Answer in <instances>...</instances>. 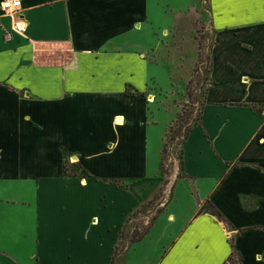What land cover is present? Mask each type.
<instances>
[{
	"label": "crops",
	"instance_id": "1",
	"mask_svg": "<svg viewBox=\"0 0 264 264\" xmlns=\"http://www.w3.org/2000/svg\"><path fill=\"white\" fill-rule=\"evenodd\" d=\"M6 1L0 0V181L32 188L25 204L38 213L43 201L67 207L66 197L88 186L141 192L139 205L152 199L178 116L177 107L166 110L172 118L159 139V167L149 170L151 124L160 123L153 112L148 121L155 105L148 56L158 49L154 0H20L26 33L10 41ZM220 8L223 15L211 10L201 122L180 146L185 178L175 177L171 200L127 249L150 243L144 264H224L233 252L242 264H264V0H222ZM65 164L78 171L65 174ZM206 203L224 221L200 213ZM4 246L0 235V264L9 261Z\"/></svg>",
	"mask_w": 264,
	"mask_h": 264
},
{
	"label": "rangeland",
	"instance_id": "2",
	"mask_svg": "<svg viewBox=\"0 0 264 264\" xmlns=\"http://www.w3.org/2000/svg\"><path fill=\"white\" fill-rule=\"evenodd\" d=\"M221 1L154 0L155 4L153 3V40L158 49H152L153 52L148 56L155 64L148 70V87L154 92L150 95V102L154 103L155 100V105H150L148 121L151 123L153 112L159 114L160 123L156 126L151 124L155 127V132L150 133L149 147L153 152L150 151L149 156L150 161L153 157V165L149 170L159 167V139L164 134L166 121L172 118L166 110L177 107V118L180 119L174 127V139L167 134L163 144L160 164L163 182L158 193L139 205L141 192L119 194L110 188L94 189L88 186L81 189V195H63V199L67 198L68 208L61 200L55 206L53 199L49 200V204L43 201L38 213L34 204H25L28 196H34L32 188L20 190L18 182L0 181V205L7 208L5 213L0 211V235L4 236L8 245L4 247L9 253V261L5 264L145 263L144 260L153 253L150 243L132 246L128 252L127 249L144 235L157 212L171 200L170 191L175 177L183 179L180 148L182 137L176 135L178 132L183 135L185 129L195 123L200 115L214 42L211 10L213 8L218 16L223 15ZM129 90L131 91L130 88ZM77 171L76 166L65 164V174L72 175ZM82 181L85 179L79 184L85 187L87 183L85 181V185H82ZM150 191L148 189V192H144L149 194ZM88 196L89 199L86 200ZM204 206L212 209L207 203ZM132 208L135 210L127 217ZM64 215L67 216L64 218ZM38 216L43 218L40 226L45 224L41 230H36ZM56 220L60 222L59 225L55 224ZM65 221L70 223L71 230L69 225V231L66 230ZM226 228L230 229L227 224ZM31 235H37L39 239L31 238ZM47 236L53 238L44 239ZM227 264H242L240 256L233 252Z\"/></svg>",
	"mask_w": 264,
	"mask_h": 264
},
{
	"label": "built area",
	"instance_id": "3",
	"mask_svg": "<svg viewBox=\"0 0 264 264\" xmlns=\"http://www.w3.org/2000/svg\"><path fill=\"white\" fill-rule=\"evenodd\" d=\"M22 9L21 1L17 3V0H7L4 4V10L6 15L12 20V27L10 30L4 32V39L10 41L15 35L24 36L26 33V27L20 16Z\"/></svg>",
	"mask_w": 264,
	"mask_h": 264
},
{
	"label": "trees",
	"instance_id": "4",
	"mask_svg": "<svg viewBox=\"0 0 264 264\" xmlns=\"http://www.w3.org/2000/svg\"><path fill=\"white\" fill-rule=\"evenodd\" d=\"M179 118H180V117H179ZM179 120H180V119L177 118V120L175 121V123H173V124L169 127V130H168V133H167V134H168L169 137H171L172 140L174 139V136L172 137V134L175 133V132H174V127L176 126L175 124H176L177 122H179ZM200 122H201V110H200V115H198V118H197L196 122L190 124V125L185 129L183 135H181L180 132L177 133L176 137H182L181 144L187 139L189 133H190L191 130H192V127H193L194 125H198V124H200ZM168 136H167V137H168ZM181 163H182V166H183V162H181ZM183 178H185L184 175H183ZM207 204H208L212 209H209V208H207V207H205V206H202L201 209H200V213H203L204 211H208V213H209L210 215L215 216L218 220L221 221V219H222V215H221L218 211H216V210L213 208L212 205H210L209 203H207ZM160 211H161V210H159L158 212H160ZM155 218H156V216H154L153 221L155 220ZM263 230H264V229H263ZM147 231H148V230H147ZM147 231L144 233V235L147 233ZM144 235H143V236H144ZM143 236L140 237V238H138V239H137L136 241H134L133 243H135V242H137V241H140V240L143 238ZM232 254H233V253H232ZM231 256H232V255H231ZM231 256L226 260V262H225L224 264H227V263H228V261L231 259ZM240 259H241V258H240ZM241 263H242V260H241ZM111 264H112V262H111Z\"/></svg>",
	"mask_w": 264,
	"mask_h": 264
},
{
	"label": "water",
	"instance_id": "5",
	"mask_svg": "<svg viewBox=\"0 0 264 264\" xmlns=\"http://www.w3.org/2000/svg\"><path fill=\"white\" fill-rule=\"evenodd\" d=\"M203 213H204V214H209L208 211H204Z\"/></svg>",
	"mask_w": 264,
	"mask_h": 264
},
{
	"label": "bare ground",
	"instance_id": "6",
	"mask_svg": "<svg viewBox=\"0 0 264 264\" xmlns=\"http://www.w3.org/2000/svg\"><path fill=\"white\" fill-rule=\"evenodd\" d=\"M82 185H85V181H82Z\"/></svg>",
	"mask_w": 264,
	"mask_h": 264
},
{
	"label": "snow or ice",
	"instance_id": "7",
	"mask_svg": "<svg viewBox=\"0 0 264 264\" xmlns=\"http://www.w3.org/2000/svg\"><path fill=\"white\" fill-rule=\"evenodd\" d=\"M17 3H19V0H17Z\"/></svg>",
	"mask_w": 264,
	"mask_h": 264
}]
</instances>
